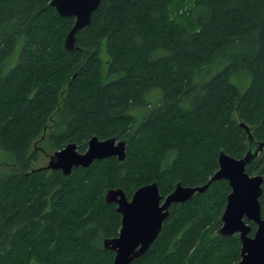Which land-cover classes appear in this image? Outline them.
I'll return each mask as SVG.
<instances>
[{
  "label": "trees",
  "instance_id": "1",
  "mask_svg": "<svg viewBox=\"0 0 264 264\" xmlns=\"http://www.w3.org/2000/svg\"><path fill=\"white\" fill-rule=\"evenodd\" d=\"M74 22L51 0H0V264H112L104 240L122 214L109 188L131 197L157 181L166 196L208 182L221 150L244 156L241 123L264 141V0H102L78 32L82 50L65 47ZM94 135L125 140L126 159L70 175L35 166ZM247 171L264 176V149ZM230 192L220 179L174 204L131 264H237L239 235L218 233ZM260 201L264 217V183Z\"/></svg>",
  "mask_w": 264,
  "mask_h": 264
},
{
  "label": "water",
  "instance_id": "2",
  "mask_svg": "<svg viewBox=\"0 0 264 264\" xmlns=\"http://www.w3.org/2000/svg\"><path fill=\"white\" fill-rule=\"evenodd\" d=\"M102 0H51L57 12L63 17H74L65 47L68 50H82L77 43L78 32L88 25ZM249 134L248 151L242 157H234L221 150L218 170L208 182L201 185H185L177 182L166 196L162 194L157 181L138 187L131 197L122 187H111L105 194V202L116 204L122 214L119 234L106 238L104 246L115 252L112 264H131L143 256L158 238L174 204L190 200L196 193L205 192L220 179L229 182L231 192L221 216L222 224L218 233L222 236L238 234L242 243L241 258L237 264H264V217L260 198L263 193L264 176L251 175L247 166L264 149V141L255 140L251 128L241 123ZM49 155V162L42 166L61 170L70 175L75 167H89L98 160L117 157L126 159L127 142L110 137L102 139L97 135L90 138L88 147L81 152L76 142H70ZM253 222L256 229L253 231ZM30 264H39L34 261Z\"/></svg>",
  "mask_w": 264,
  "mask_h": 264
},
{
  "label": "rangeland",
  "instance_id": "3",
  "mask_svg": "<svg viewBox=\"0 0 264 264\" xmlns=\"http://www.w3.org/2000/svg\"><path fill=\"white\" fill-rule=\"evenodd\" d=\"M189 2H182V3H177L174 7H173V14L175 15V17L179 20H182L183 15L185 14V10L186 8H188L189 6ZM101 56L103 57V60L105 62V67H104V76L106 77V70H107V60H108V56H107V53H106V49L103 48L102 49V52H101ZM9 160V157L8 155L6 154V152L0 147V163L3 162V161H7ZM49 162V155H47L46 153L42 152L40 154V158L39 160L35 163V166L36 167H42V166H45L47 165Z\"/></svg>",
  "mask_w": 264,
  "mask_h": 264
}]
</instances>
